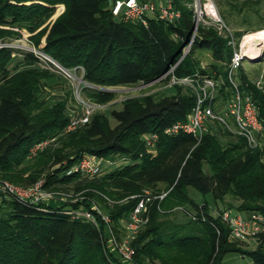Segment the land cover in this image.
Masks as SVG:
<instances>
[{"label":"trees","instance_id":"obj_1","mask_svg":"<svg viewBox=\"0 0 264 264\" xmlns=\"http://www.w3.org/2000/svg\"><path fill=\"white\" fill-rule=\"evenodd\" d=\"M115 1L0 0V39L18 38L21 34L13 29H23L49 58L66 69L81 71L83 81L93 87L85 88L86 93L98 104L114 98L115 93L106 88L148 85L173 67L166 81L171 76L193 77L198 71L203 75L194 59L198 50L210 51L213 63L209 69L226 83L224 68L233 51L213 28L195 29L188 8L191 0H170L180 12L175 22L152 16L146 26L114 17L111 7ZM31 2L35 3L24 5ZM58 5L64 7L62 15L45 22ZM194 31L189 53L177 64ZM12 50L0 49V179L27 187L44 178L45 189L63 193L65 186L75 183L83 200L68 194V203L60 208L51 203L45 210L2 200L0 264H120V259L105 253L108 234L96 212L99 229L88 220H72L64 210H90L94 202L110 217L117 234L115 226L120 220L125 223L146 191L167 194L160 202L147 204L148 223L133 241L136 263L222 264L227 254L236 253L252 264H264V232L257 236L255 249L243 250L229 240V229L220 215L211 216L206 202L197 204L188 195L192 188L210 194L215 203L231 196L240 202L238 212L264 216L263 151L248 148L242 138L217 126L200 142L187 134H164L192 111L195 97L190 89L176 86L175 94L160 100L150 95L128 99L120 110L110 112L114 127L107 116L94 114L87 124L63 134L69 120L67 100L40 98L42 86L57 80V75L41 69L37 57L26 51L23 68L19 64L10 70ZM240 82L255 100L264 125V90L244 74ZM218 131L232 141L222 143ZM151 133L158 135L154 153L148 152L143 138ZM44 141L49 143L30 156L31 149ZM84 154L127 162L99 177H82L78 172L68 175ZM74 198L78 200L72 203ZM178 207L194 213L195 219L184 214L189 219L176 222L173 217Z\"/></svg>","mask_w":264,"mask_h":264},{"label":"built area","instance_id":"obj_2","mask_svg":"<svg viewBox=\"0 0 264 264\" xmlns=\"http://www.w3.org/2000/svg\"><path fill=\"white\" fill-rule=\"evenodd\" d=\"M204 11H206V15L210 18L213 29L218 34L229 31L215 8L212 7L209 10L204 8ZM111 12L119 20L124 22H141L145 26L147 25V18L152 16H158L168 23H173L180 17V12L175 10L170 0L159 3L149 1L141 2L139 0H116L111 7ZM195 31L193 37L185 46L183 54L177 64L189 53L195 40ZM228 43L234 44L232 36ZM25 51L36 56L41 66L43 63L49 66L52 65L58 71L64 73L65 70L52 61L39 48L33 46L32 49ZM245 55L247 54L242 51L241 44L237 50L234 48L226 68V83L223 79V81L221 80V77L216 78L214 76H202L200 79L194 77L176 78L171 76L169 85H187L195 96V104L184 121H178L172 124L165 129L164 134L167 136L187 134L196 138L197 142H200L204 134L211 132L213 126H217L232 137L242 138L248 148L264 151L261 142L264 125L259 118L257 104L251 94L242 88V83L235 80V75L242 67V62L246 58ZM173 69L174 67L159 80L164 79ZM261 79L262 77L260 76V79L253 83L259 89H262ZM225 89L229 93L224 92ZM90 115L91 111L88 109L79 115H71L62 133L69 134L87 124ZM143 138L148 152L154 153L158 135L151 133L144 135ZM48 143L49 141H44L36 144L31 149L30 156H34L37 151L43 149ZM126 162L124 158L118 159L116 162L94 155L84 154L79 163L71 168L67 174L70 175L78 172L82 177L94 178L110 169L122 166ZM44 184V181L41 180L34 185L23 187L0 179V202L5 199H10L19 204L37 206L45 210L46 206H49L51 203L67 200V194L60 191L47 190L44 188ZM166 194L167 192H162L161 194L151 195L146 191L139 198L138 203L125 221L120 231L122 233L121 236L118 233L114 234L110 217L101 212L96 205L92 206L90 210L70 209L64 213L72 220H88L99 229V224L93 213L96 212L105 225L103 232H107L108 234L106 241L110 248L116 252L121 263L138 264L135 261L136 249L133 246V241L148 223L147 204L150 201L156 200L160 202ZM176 210L195 219V214L192 212L181 207L176 208ZM220 217L229 229V240L231 242L247 243L253 241L256 243L257 236L264 232V216L261 213L253 212L248 216H244L233 210H223Z\"/></svg>","mask_w":264,"mask_h":264},{"label":"rangeland","instance_id":"obj_3","mask_svg":"<svg viewBox=\"0 0 264 264\" xmlns=\"http://www.w3.org/2000/svg\"><path fill=\"white\" fill-rule=\"evenodd\" d=\"M149 1L157 2L159 0H149ZM191 2L192 3L188 5V8H190L193 12L196 28L198 26L213 28L210 22V18L206 15V11H204V8H206L207 10L208 5L211 6V8L212 7L215 8L216 12L222 18L226 27L229 30L226 31V33L220 32L218 35L222 36L227 41V46H229L232 51H234V48L236 50L238 49V46L242 44L241 42L247 34L264 31V0H191ZM33 3L35 2L24 3V5H30ZM63 11H64L63 6L61 5L56 6L53 15L45 22L54 21L55 19H57L59 16L62 15ZM45 24L46 23H44V25ZM13 30L17 33H20L21 34L20 37L18 38L6 37L0 39V49L3 48L13 49L11 53L12 62L10 63L9 66L10 70H14V67L19 64H20L19 67L23 68V66H21L23 64L22 53L25 50L32 49L34 46L32 42L29 40V35L23 29L14 28ZM231 36L234 39V44L228 43ZM257 42L260 43L255 44L253 46L257 48L255 50L253 49V52L258 51L256 55H258L259 57L256 59H250L246 57L242 62V67L235 75V80L240 82L241 75L244 74L249 80V82L254 83L258 79H260L261 76L262 77L261 88L264 90V36L262 40H258ZM194 59L196 63H198L197 69L204 71L203 75H201L200 71H198L197 74L193 76L194 78L200 79L202 76L212 77L214 75L213 74L214 72L209 69L210 64L213 63V58L210 51L198 50L194 54ZM54 62L58 64L61 68H63L65 71L63 73L61 71H58L56 67L52 65L49 66L48 64H44V63L42 66L40 65L41 69L50 71L57 75V80H54L45 87L42 86L43 92H41L40 98L46 101L54 100L57 97L65 98L67 100V111L69 117L73 114L79 115L88 109L91 111L90 117L93 116L94 114H102L104 116H107L109 119L110 127H114L116 125V122L110 117V112L112 110H120L122 107V103L124 101L128 99L142 98L143 96H147V95L152 96L155 100H160L165 96H171L175 94L177 91L176 90L177 85L170 86L169 81H166V77H165L162 80L158 79L154 83L145 86L139 84L128 87L106 88L107 90H110L113 93H115V96L110 102L106 104H98L95 103L86 93L85 88L91 89L93 87L83 81L82 79L83 74L81 71H77L76 69H66L56 61ZM226 68L227 66L224 68V71H226ZM222 79L223 78H221V80ZM179 87L183 91H187L185 89L189 90V87L187 85H183ZM224 92L229 93L227 89H225ZM217 135L220 138L221 142L224 144L227 143L228 141H232V139H230L228 136H226L220 131H218ZM261 142L264 148V135L261 138ZM106 160L116 161V162L118 161V159L116 158L106 159ZM261 161L264 163V151L262 153ZM203 170L205 173L209 174V168L206 164H204ZM106 173L107 171L104 172L103 174ZM41 180L44 181V178L40 179L39 181ZM64 189L66 191L64 192L67 195L69 194V196L71 197L77 196L76 198H79V201L83 200L82 197H80L81 194L79 196V193H77L75 183L68 184L67 186L64 187ZM148 193L150 194L152 192L148 191ZM188 195L197 204L201 205L202 203L206 202L209 208L212 209L211 212L214 214V217L219 216L223 210H233L235 212H238L237 207L240 204V202L232 198L231 196H226L224 202L215 204L210 194L202 195L196 190L189 188ZM69 196L67 197V200L58 201L56 203H52V205H54V208H60L62 204L68 203V199L70 198ZM76 198H74V200L76 201H72V203L77 202L78 199ZM122 203L124 202L122 201L120 204ZM95 204L96 203L92 202L91 207L94 206ZM67 210H70V208L65 209L64 211ZM189 210L191 209L189 208ZM241 214H243L244 216L246 215L248 216L247 213H241ZM173 218L178 223H185L189 219L187 216H185L182 212L178 210L177 212H175ZM123 226H124L123 220H120L118 222V225L115 226L116 232L119 234V236L122 235L120 231L122 230ZM103 245L106 254L110 255V257L112 255V257L114 258H118V255L116 254V252L113 251L112 248H110L106 239ZM238 246L241 247L243 250H253L256 247V243L253 241H249L247 243H239ZM120 264L122 263L120 262ZM222 264H252V262L247 257L241 256L236 253H230L224 257Z\"/></svg>","mask_w":264,"mask_h":264},{"label":"bare ground","instance_id":"obj_4","mask_svg":"<svg viewBox=\"0 0 264 264\" xmlns=\"http://www.w3.org/2000/svg\"><path fill=\"white\" fill-rule=\"evenodd\" d=\"M211 8V6L208 5L207 10H209ZM264 36V31H259L256 33H252V34H247L243 40H242V51L245 52L247 55H245L246 57L250 58V59H256L259 56L256 55L258 53V51H254L253 49H257L256 47H253L255 44H259L260 42H257L258 40H262ZM257 42V43H256Z\"/></svg>","mask_w":264,"mask_h":264},{"label":"crops","instance_id":"obj_5","mask_svg":"<svg viewBox=\"0 0 264 264\" xmlns=\"http://www.w3.org/2000/svg\"><path fill=\"white\" fill-rule=\"evenodd\" d=\"M217 203H222V202H217ZM216 204V203H215ZM210 209V208H209ZM212 209H210V215L214 217V214L211 212ZM247 216V215H246Z\"/></svg>","mask_w":264,"mask_h":264},{"label":"water","instance_id":"obj_6","mask_svg":"<svg viewBox=\"0 0 264 264\" xmlns=\"http://www.w3.org/2000/svg\"><path fill=\"white\" fill-rule=\"evenodd\" d=\"M152 84V83H151ZM149 85V84H148ZM145 86V85H144Z\"/></svg>","mask_w":264,"mask_h":264}]
</instances>
